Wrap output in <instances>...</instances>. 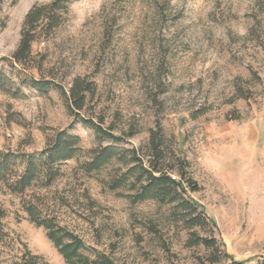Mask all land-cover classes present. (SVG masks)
Returning <instances> with one entry per match:
<instances>
[{
	"label": "rangeland",
	"instance_id": "obj_1",
	"mask_svg": "<svg viewBox=\"0 0 264 264\" xmlns=\"http://www.w3.org/2000/svg\"><path fill=\"white\" fill-rule=\"evenodd\" d=\"M52 1L0 0V60L18 48L29 10ZM68 1L63 25L32 46L34 62H42L33 74L66 92L74 79L86 78L96 96L78 117L58 90L43 95L23 87L20 98L0 92V151L40 155L65 130L81 138L82 150L95 149L82 118L103 117L104 127L133 132L127 149H145L150 131L160 128L188 163L200 186L192 196L216 227L190 232L172 205L133 203L126 188L112 191L116 164L86 175L74 159L60 165L61 176L49 187L25 196L1 188L5 228L47 264L66 262L45 229L29 221L26 200L84 241L92 259L96 251L115 264L264 258V182L250 180L255 172L264 176V164L259 157L249 169L243 143L245 127L264 116V0ZM192 232L217 239L223 251L217 263L211 250L188 246Z\"/></svg>",
	"mask_w": 264,
	"mask_h": 264
},
{
	"label": "trees",
	"instance_id": "obj_2",
	"mask_svg": "<svg viewBox=\"0 0 264 264\" xmlns=\"http://www.w3.org/2000/svg\"><path fill=\"white\" fill-rule=\"evenodd\" d=\"M69 6L68 0H53L50 4H35L29 10L21 29L18 48L9 58L0 60V92L20 98L23 87L43 95L58 90L69 110L80 117L89 98L96 96L94 83L79 77L74 79L66 92L54 79H38L33 74L41 72L42 62H34L32 46L40 40H47L63 25ZM240 98H244L243 95ZM81 120L86 128L93 131L97 148L82 150L81 138L65 130L50 137L40 155L0 151V189L25 196L34 187H49L61 176L60 165L74 159L78 160L79 170L86 175L98 173L105 167L116 164L118 174L110 184L112 191L126 188L130 193L128 198L133 203L153 201L159 205H172L177 221L183 222L190 232L195 228L205 230L209 226L216 227L204 207L192 196L200 191V186L189 177L188 163L176 157L174 151L167 146L160 128L150 131L145 149H127L123 144L135 135L133 132L126 134L116 131L115 126L104 127L106 120L103 117L99 122L85 118ZM23 210L28 213L32 224L45 229L47 239L66 264H115L107 255L97 251L93 253L94 259L86 255L88 248L84 241L40 211L32 200L23 202ZM6 216L7 213L0 207V264H47L5 228L2 221ZM190 237L188 246H203L211 250L213 263H217L223 255L222 246L217 239L201 238L194 232ZM17 245H21L22 249L15 253ZM253 262L264 264V258ZM228 264L250 262L230 260Z\"/></svg>",
	"mask_w": 264,
	"mask_h": 264
},
{
	"label": "crops",
	"instance_id": "obj_3",
	"mask_svg": "<svg viewBox=\"0 0 264 264\" xmlns=\"http://www.w3.org/2000/svg\"><path fill=\"white\" fill-rule=\"evenodd\" d=\"M245 130L247 131V135L244 137L243 143L249 150L246 160L249 169H251L252 166L260 164V160H258L259 157H261V163L264 164V116L256 119L253 124L246 126ZM260 143L263 145L262 151L256 149V146ZM227 161L228 167H231V158L227 159ZM256 174L257 172L251 175L250 180L258 184L264 182V176H257L258 174Z\"/></svg>",
	"mask_w": 264,
	"mask_h": 264
}]
</instances>
